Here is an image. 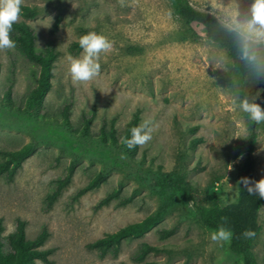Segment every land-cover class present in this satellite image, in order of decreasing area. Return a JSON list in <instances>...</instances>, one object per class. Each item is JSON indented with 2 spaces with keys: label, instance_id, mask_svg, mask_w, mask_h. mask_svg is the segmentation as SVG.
Instances as JSON below:
<instances>
[{
  "label": "rangeland",
  "instance_id": "1",
  "mask_svg": "<svg viewBox=\"0 0 264 264\" xmlns=\"http://www.w3.org/2000/svg\"><path fill=\"white\" fill-rule=\"evenodd\" d=\"M201 11L214 13L232 27L230 9L238 6L241 17L252 0H190ZM41 5L43 11L26 21L36 34L40 51L54 47L59 52L52 89L35 116L17 114L4 106V94L12 90L15 107L26 109V100L36 84L38 66L16 46L0 49V162L1 151L35 142L36 151L23 163L15 178L0 177V218L3 241L10 251L9 236L19 219L27 222L29 239L44 229L49 238L44 249H52L50 264H144L135 257L144 244L165 246L151 253L145 262L155 264H244L229 250V240L214 241L193 201L176 206L144 237L126 240L118 256H102L88 245L142 220L162 202L154 189L161 166L163 173H180L200 195L211 180L212 192L222 204L238 196L236 175L246 156L249 131L245 114L233 103L235 86L228 80L232 60L218 44L208 39L205 28L187 25L177 16L169 0H23ZM61 21L53 31L58 16ZM192 29L195 33L190 30ZM90 31L102 33L112 43L101 54L100 75L87 82H73L69 56L83 50L73 48ZM10 37L12 35L10 33ZM250 95L260 93L257 103L264 108V80H250ZM68 108L73 131L60 127ZM153 122L152 139L140 146L137 163H113L112 152L103 145L81 140L85 119L95 113L91 135L114 122L122 136L134 114ZM139 123V124H140ZM198 126L196 132L191 128ZM203 141L195 148V138ZM257 172L264 178V123L256 146ZM78 164L72 183L49 206L48 197L56 181L67 175L70 162ZM143 161V162H142ZM103 169L107 179L95 190L77 197L78 191ZM120 184L122 192L109 205H96ZM140 192L127 205L122 201L134 189ZM262 231L253 251L264 264V207L260 213ZM177 226L174 235L162 238L161 230ZM37 264H47L38 260Z\"/></svg>",
  "mask_w": 264,
  "mask_h": 264
},
{
  "label": "trees",
  "instance_id": "2",
  "mask_svg": "<svg viewBox=\"0 0 264 264\" xmlns=\"http://www.w3.org/2000/svg\"><path fill=\"white\" fill-rule=\"evenodd\" d=\"M169 1L174 13L185 21L187 25H192L193 23L202 25L206 30L208 39L226 51L228 57L232 60V67L228 72V80L236 88L238 87L242 94L250 95V80L252 76L246 63L240 59L238 40L232 27L225 25L214 13L198 10L192 5L190 0ZM42 11L43 7L41 5L23 4L20 17L34 19ZM60 21L61 16L59 15L53 31L58 29ZM190 30L195 35L194 31L192 29ZM11 35L18 49L29 61L38 66V73L36 84L27 97V105L24 111L22 108L15 107L13 104L11 89L4 94V106L17 114L35 116L52 89L54 68L59 57V52L54 47H47L44 51H40L36 45V34L26 21L15 22ZM73 48L81 49L78 42L73 44ZM1 71L2 62L0 60V74ZM94 117L95 113L90 118L85 119L81 130H79L81 134L80 139L92 141L107 147L112 152L111 160H113L114 164L122 160L129 161L132 164L137 163L136 157L140 146L129 149L123 141L130 138V129L139 125L141 120L140 110L134 114L122 136L117 134L114 122H112L109 128L104 126L98 136H92L91 124ZM245 118L249 136L246 156L236 175L238 196L234 201L227 204L221 203L216 194L212 192V188L215 186L214 180H211L203 188V192L196 196L193 194L192 185L186 180L184 174L176 172L163 173L161 171L162 167L160 166L154 185V189L163 196L158 208L142 220L130 223L115 232L108 233L106 236L95 240L88 247L90 249L100 250L102 256H106L107 254L118 256L126 240L144 237L170 214L176 206L181 204L186 205L190 201H193L198 209L200 220L205 226L215 230L224 227L231 232L232 235L228 245L231 252L240 256L244 264H261L253 251V247L262 231L260 213L264 207V199L259 198L258 195H250L245 186L240 183L243 177L250 178L253 183L260 180L257 172L256 146L259 140V128L261 124L256 125L254 122L249 121L246 114ZM60 127L72 131L74 136L79 134L73 131V127L69 122L68 108L65 110ZM198 128V126H195L190 130L191 132H196ZM202 141L203 139L201 137L193 139L189 145L190 149H195ZM36 148L37 145L35 142H29L18 149L1 151L3 160L0 162V177L6 176L9 181H12L19 169L23 166V163L36 151ZM77 164L78 159H73L68 166L67 175L56 181V190L48 197L49 206L72 183ZM137 164L142 165L141 162ZM108 174L109 169L99 171L78 191L77 197L100 187L107 179ZM122 189L123 185L120 184L96 205V209L109 205L115 198L120 196ZM139 192V188L134 189L131 195L122 201L121 204H130ZM26 227L27 222L19 219L15 232L9 236L11 250L6 251L3 241L5 225L3 219L0 218V264H37L38 260L47 264L51 263L50 256L53 250L43 248L49 238L48 230L44 229L36 238L29 239L27 237ZM176 230L177 226L161 230L162 238H168L174 235ZM249 232L253 233V235H245V233ZM165 250V246L144 244L140 253L135 257V260L137 262H144V264H155L153 261L145 262L147 256L151 253H159Z\"/></svg>",
  "mask_w": 264,
  "mask_h": 264
},
{
  "label": "clouds",
  "instance_id": "3",
  "mask_svg": "<svg viewBox=\"0 0 264 264\" xmlns=\"http://www.w3.org/2000/svg\"><path fill=\"white\" fill-rule=\"evenodd\" d=\"M23 0H0V49H13L16 43L10 37L13 24L22 13ZM232 30L234 31L240 50V59L250 69L252 78L264 80V0H252L247 12L241 17L238 6L230 9ZM79 47L83 50L79 57L69 56V72L73 82H87L100 75L101 54L112 48V43L102 33L90 31L79 38ZM260 93L250 96L242 94L235 88L233 103L247 115V119L256 125L264 123V108L257 103ZM155 127L150 120H144L138 126L130 129L131 136L123 142L129 149L147 144L153 136ZM240 183L245 186L250 195H258L264 199V178L254 183L250 178L243 177ZM231 232L224 227L213 232L214 241H227ZM253 235V233H245Z\"/></svg>",
  "mask_w": 264,
  "mask_h": 264
}]
</instances>
